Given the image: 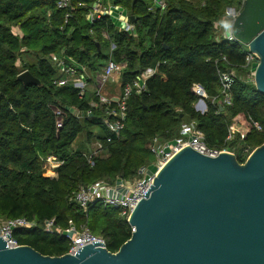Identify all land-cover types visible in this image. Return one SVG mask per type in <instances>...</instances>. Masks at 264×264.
Masks as SVG:
<instances>
[{"label":"trees","instance_id":"obj_1","mask_svg":"<svg viewBox=\"0 0 264 264\" xmlns=\"http://www.w3.org/2000/svg\"><path fill=\"white\" fill-rule=\"evenodd\" d=\"M96 1L73 0L66 22L68 12L59 10L56 0H0V217L39 224L54 219L62 230L72 221L103 237L107 249L117 253L132 236L127 219L100 203L84 213L71 201L73 194L102 180H136L142 169L156 163L154 139L173 141L189 122L205 134L209 148L227 149L244 164L264 145V95L248 79L242 45L224 39V29L217 28L230 22L228 9L242 11L243 0H206L204 5L199 0H166L163 12L153 11L151 0H105L134 17L135 36L121 31L109 17L91 24L87 15ZM112 45L116 49L111 53ZM110 59L126 65L117 82L122 86L146 69L157 73L148 80L146 92L130 98L121 137L108 142L106 110L92 102L98 103L95 77ZM60 61L78 74L86 69L85 97L80 98L72 83L56 84ZM218 67L237 74L232 104L223 108L211 102L221 94ZM25 71L42 86L19 82ZM195 84L210 98L205 114L194 108ZM72 109L84 117L77 119ZM231 127L247 133H236L228 141ZM96 142L103 143L104 152L92 166L88 155ZM48 160L61 163L55 171L48 170L55 178L45 176ZM16 238L44 256L61 257L70 248L65 237L38 229Z\"/></svg>","mask_w":264,"mask_h":264},{"label":"water","instance_id":"obj_2","mask_svg":"<svg viewBox=\"0 0 264 264\" xmlns=\"http://www.w3.org/2000/svg\"><path fill=\"white\" fill-rule=\"evenodd\" d=\"M232 33L259 57L254 79L264 95V0L245 1ZM17 80L42 86L28 71ZM142 197L128 221L132 236L117 253L93 242L50 257L29 246L9 249L0 237V264H264V145L244 164L187 147Z\"/></svg>","mask_w":264,"mask_h":264},{"label":"built area","instance_id":"obj_3","mask_svg":"<svg viewBox=\"0 0 264 264\" xmlns=\"http://www.w3.org/2000/svg\"><path fill=\"white\" fill-rule=\"evenodd\" d=\"M73 0H56V7L59 10L70 12L72 10ZM153 3L152 10L155 11L159 9L164 11L167 7L166 0H151ZM202 5L205 4L206 0H199ZM246 0H243V6ZM242 6V9H243ZM66 14V22L71 17L70 13ZM240 12H236L233 9L232 12L228 10L227 16L231 18L230 22L223 23V25L218 24L217 28L224 29L223 37L229 42H237L232 33V26L239 15ZM102 17H109L114 22V24L121 30L130 35H136L135 24L131 21V17L128 12L120 7L115 6L110 3L105 4V0H97L87 15V20L93 24ZM245 53L246 67L249 68V81L255 84V71L259 65V57L251 53L249 47L241 44ZM116 49L115 45H112L110 51L111 53ZM220 61L216 62V65ZM222 62L228 64L225 57L222 58ZM74 63V62H73ZM61 78L56 81L58 86H65L72 83L73 86L79 91L80 98H83L87 94L88 81L87 75L85 74L86 69L82 68L81 74H78L75 68L66 66L64 62L60 61L58 63ZM126 68L125 64L115 63L112 59L108 64L102 69V71L95 77V96L98 99V103L92 102V106L96 107L98 104L103 106L106 110V118L104 124L111 134L108 138V142L113 141V138L119 139L122 132L126 126L127 114H128V102L132 95H141L147 91V82L149 79L154 77L157 73V69H146L144 70L135 81L128 83L125 86L120 85V91L115 96H108L106 93L107 88L110 87L111 82H118L122 71ZM221 94L220 96L211 100L212 104L223 108L225 106H231L232 96L231 92L236 81V71L229 69L227 71L218 67L217 69ZM194 91L198 98V102L194 105L197 112L205 114L208 111L207 102L210 98L206 90L200 85H194ZM56 114L61 116L62 113L57 111ZM72 114L77 119L84 117V114L78 109H72ZM90 113L88 114V116ZM62 123L59 120L58 127H61ZM254 126L258 131H261V127L258 123H254ZM234 137L232 127L230 128V134L228 141H231ZM190 147L193 150L210 157H217L220 152L230 153L235 155L233 152L227 149L214 150L208 147L206 144L205 134L199 129L195 122L184 123L180 130L179 135L173 141L163 143L159 138L154 139L151 144V153L156 158V172H151L150 170L142 169L140 171V176L142 178H137L135 181H128L124 179H118L114 184L107 181H99L93 183L87 187H82L77 192H75L71 198L81 211L84 213L88 212L89 207L92 204L100 203L106 208H114L120 211V216L130 219L131 214L136 209L137 205L143 200V195L148 191L152 181L156 177L160 169L167 164L174 156L180 153L183 149ZM104 152V145L101 142H96L94 148L88 155L89 163L94 166V158L99 157ZM47 163L55 165L56 169L61 166V163L48 160ZM138 195L141 197L136 198ZM42 230L46 234L59 235L65 237L70 244L68 254L73 251L78 252L81 247H84L90 243L97 242L103 244L104 248H107L106 240L103 237L94 235L86 226H77L72 221L68 229H60L56 221L47 220L42 224L36 221H31L26 218L17 219H4L0 217V237L4 239L7 244V248L15 249L19 248L21 245L16 238V234H23L32 232L34 230ZM131 231L133 233L132 227ZM9 235L11 238L7 237Z\"/></svg>","mask_w":264,"mask_h":264},{"label":"rangeland","instance_id":"obj_4","mask_svg":"<svg viewBox=\"0 0 264 264\" xmlns=\"http://www.w3.org/2000/svg\"><path fill=\"white\" fill-rule=\"evenodd\" d=\"M227 12H228V10H227ZM15 32L16 33H20L19 32V30L18 29H16L15 30ZM218 33H220V32H218ZM119 79V78H118ZM117 79V80H118ZM117 85V84H116ZM115 85V87H113V86H110L109 88H107V91H106V93L108 94V96L110 95V96H115V95H117L118 93H119V91H120V86H119V84H118V86H116ZM113 87V88H112ZM92 91H90V93L89 94H92L91 93ZM95 92V89H94V91H93V93ZM232 130H233V134L235 135L236 133H240L241 135H243V136H245L246 135V133H247V131L245 130V129H236L235 127H232ZM95 144L96 143H94L93 145H92V148H94V146H95ZM248 152V151H247ZM155 165H156V163L154 164V165H151V166H148V167H146V168H144L146 171L147 170H150L151 172H153L154 170L156 171V169H155ZM53 170L54 169V171L56 170V167H55V165L53 166V164H51V163H46V165H45V176L46 177H52V178H54V177H56V175H52V174H50L49 173V171L48 170ZM154 171V172H155ZM143 176H140L139 175V177L138 178H142ZM135 181V180H134Z\"/></svg>","mask_w":264,"mask_h":264},{"label":"crops","instance_id":"obj_5","mask_svg":"<svg viewBox=\"0 0 264 264\" xmlns=\"http://www.w3.org/2000/svg\"><path fill=\"white\" fill-rule=\"evenodd\" d=\"M111 84H112L113 86L117 84L116 86H118V83H115V82H113V81L111 82ZM119 86H120V85H119ZM114 87H115V86H114ZM112 88H113V87H112ZM56 177H57V174H56ZM54 178H55V177H54Z\"/></svg>","mask_w":264,"mask_h":264}]
</instances>
